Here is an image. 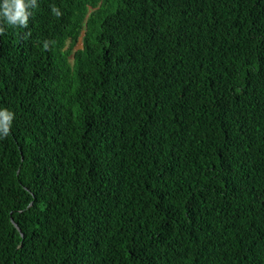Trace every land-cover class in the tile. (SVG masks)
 Returning <instances> with one entry per match:
<instances>
[{"label": "trees", "instance_id": "trees-1", "mask_svg": "<svg viewBox=\"0 0 264 264\" xmlns=\"http://www.w3.org/2000/svg\"><path fill=\"white\" fill-rule=\"evenodd\" d=\"M30 11L0 20V264H264V0Z\"/></svg>", "mask_w": 264, "mask_h": 264}, {"label": "clouds", "instance_id": "clouds-1", "mask_svg": "<svg viewBox=\"0 0 264 264\" xmlns=\"http://www.w3.org/2000/svg\"><path fill=\"white\" fill-rule=\"evenodd\" d=\"M35 6L36 0H0V20L11 27L27 28L29 17L32 15L30 9ZM52 11L58 17L62 14L56 7H53ZM3 33L4 28L0 27V36ZM45 47H48L47 42H45ZM15 117L16 113L13 110L8 107H0V140L11 134Z\"/></svg>", "mask_w": 264, "mask_h": 264}, {"label": "rangeland", "instance_id": "rangeland-1", "mask_svg": "<svg viewBox=\"0 0 264 264\" xmlns=\"http://www.w3.org/2000/svg\"><path fill=\"white\" fill-rule=\"evenodd\" d=\"M76 48H78V49L81 48V40H79V42L77 43Z\"/></svg>", "mask_w": 264, "mask_h": 264}, {"label": "water", "instance_id": "water-1", "mask_svg": "<svg viewBox=\"0 0 264 264\" xmlns=\"http://www.w3.org/2000/svg\"><path fill=\"white\" fill-rule=\"evenodd\" d=\"M14 225L17 227V225L14 223Z\"/></svg>", "mask_w": 264, "mask_h": 264}]
</instances>
